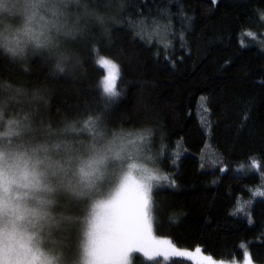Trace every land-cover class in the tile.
I'll return each mask as SVG.
<instances>
[{
  "label": "trees",
  "instance_id": "trees-1",
  "mask_svg": "<svg viewBox=\"0 0 264 264\" xmlns=\"http://www.w3.org/2000/svg\"><path fill=\"white\" fill-rule=\"evenodd\" d=\"M59 12L62 31L44 32L71 30L65 46L79 60L71 74L42 49L0 46L1 109L20 131L13 141L58 145L69 158L104 135L146 133L169 177L152 194L155 237L215 261L248 254L264 264V0H82ZM94 49L120 67L116 97L99 86ZM177 258L135 254L132 264H192Z\"/></svg>",
  "mask_w": 264,
  "mask_h": 264
},
{
  "label": "snow or ice",
  "instance_id": "snow-or-ice-1",
  "mask_svg": "<svg viewBox=\"0 0 264 264\" xmlns=\"http://www.w3.org/2000/svg\"><path fill=\"white\" fill-rule=\"evenodd\" d=\"M81 2L82 0H55V3L63 7H67L70 3L79 5ZM212 2L216 3V0H212ZM26 5L30 13V24L36 20L37 11L41 7H52L51 0H26ZM85 15L96 14L89 12L85 7ZM96 18L101 23H105L104 18L99 16ZM41 19L43 18L41 17ZM52 27L56 32L62 31V28L55 24ZM73 28L79 32L84 31L78 23L74 24ZM70 34H72L71 30L65 33V35ZM48 36L50 35H46L44 31L39 33L33 31L30 38L34 41V49L44 50L50 59L55 60L59 72H64L67 68L71 74L79 65L78 58L66 56L59 51L48 40ZM3 40L4 37L0 35V41ZM21 43L18 37L8 40L10 45L8 50L14 54H22L24 50ZM93 51L96 52L97 57L94 61L95 66L105 73L99 86L109 97L118 96L116 82L120 78L119 65L112 59L100 56L97 50ZM0 118H2V114H0ZM63 123L68 124V121L64 120ZM90 123L95 124V121H90ZM69 128H71L70 125ZM114 136L133 145L136 149V140L128 139L119 133ZM137 139L142 140L143 137L138 136ZM43 150L48 151L46 147ZM39 151V148L34 150V152ZM19 156L20 154L0 151V264H53L54 261H57L58 264L57 257L46 256L40 252L39 244L42 237L39 235V230L30 231L29 229V226L36 229V226L40 225V230H42L41 222H49L53 218L50 217L47 210L30 208L26 199L29 197L39 199L34 193L39 192L42 188L48 192H53L55 189L43 185L39 174L35 171L31 174L28 172L21 174L14 163ZM72 158L70 156L68 160L70 161ZM45 159L50 161L48 156H45ZM41 163L44 161L37 158V164ZM57 163L50 161L47 165L53 169V176L58 175ZM130 167L135 170L134 175L132 172L124 175L113 173L107 186L100 188L92 197L97 202L86 211L82 222V235L78 245L80 264H132L134 253L143 254L147 260H156L157 257L167 259L169 252L191 258V253L176 249L171 241L158 240L154 236L151 214L153 181L156 182L157 188L160 190L159 182L161 180L168 182L169 177L156 175L145 166L133 164ZM255 167L259 168V165L256 164ZM59 171H64L63 165L59 166ZM171 183L174 184V181ZM57 187H67L69 190L76 191L71 184L65 186L62 181L58 182ZM78 194L82 195L83 193L79 192ZM257 195L264 197V192H258ZM42 203H51V201L45 200ZM171 223L173 226L176 224L175 221H171ZM196 252L201 253L202 250L196 248ZM204 259L208 261V264H216L211 256L204 257ZM247 264H251L250 256L247 257Z\"/></svg>",
  "mask_w": 264,
  "mask_h": 264
},
{
  "label": "clouds",
  "instance_id": "clouds-1",
  "mask_svg": "<svg viewBox=\"0 0 264 264\" xmlns=\"http://www.w3.org/2000/svg\"><path fill=\"white\" fill-rule=\"evenodd\" d=\"M29 16L26 0H0V35L6 40L18 37L22 42L23 50L30 45L33 46L34 41L30 36L35 30L33 23H29ZM97 16L102 17L99 14L90 16L91 22L103 28L104 23H101ZM47 38L59 51L66 56H72L65 46V33L62 32L61 35L53 33ZM65 70L68 69L65 68ZM39 152L44 153V156H37V152L33 150L31 155L21 153L14 161L21 174L24 172L31 174L35 171L39 174L43 185L55 189L53 192H48L42 188L34 193L39 199L26 198L30 208L47 210L53 218L49 222H41L42 230L40 225H37L36 229L29 226V229L30 231L39 230V235L42 237L39 249L44 255L57 257L58 264H80L78 245L82 235L81 215L97 202L92 197L100 188L107 186L113 173L135 174V170L130 167L136 164L133 162L135 148L117 136L104 135L95 143L81 145L80 151L70 161L68 159L64 163L56 161L58 162L57 176H53V169L47 167L50 163L45 159L48 151L40 149ZM37 158L44 163L37 164ZM60 165H63V172L59 171ZM59 181H62L65 186L71 184L76 191L69 190L67 187H57ZM79 192L83 194L79 195ZM52 193H56L55 200L50 195ZM45 200L51 203H42ZM53 210L58 213L55 218L52 214ZM60 212H63L62 218L59 215ZM53 264H57V261Z\"/></svg>",
  "mask_w": 264,
  "mask_h": 264
},
{
  "label": "rangeland",
  "instance_id": "rangeland-1",
  "mask_svg": "<svg viewBox=\"0 0 264 264\" xmlns=\"http://www.w3.org/2000/svg\"><path fill=\"white\" fill-rule=\"evenodd\" d=\"M51 4L52 7H41L38 11H37V18L36 20L33 21V28L34 30L39 33L40 31H46V30H52L55 28L52 27V25L55 23L54 19H59L60 16V12H59V4L55 3V0H51ZM54 13H56L54 15ZM41 17L43 19H41ZM152 33L153 30L151 31ZM165 32L164 30H161L156 28V33L152 34V36L158 40H161L164 36H165ZM1 44H3V47H6L8 44V40L4 39L3 41H0ZM10 46V45H9ZM1 103H0V114H2V118H0V151H5L8 153H15L17 155L23 153V154H28L31 155L33 150L35 149H43L44 147H46L48 149V153L47 156L50 158L51 162H56L59 161L60 163H64L66 159H68L67 156H63L62 153L60 152V148L56 147V150H53L52 148H50V145H33L31 143L27 144V143H18V142H14L13 138H17V136H19L20 131L16 132L13 129V124L10 125V122L5 121L4 115L2 113V109H1ZM205 109L200 106L199 109V115L203 117H205ZM6 127L8 132L2 133V128ZM17 127V126H16ZM13 133L11 135H8L7 133ZM18 133V134H16ZM125 137H127L128 139H132V140H136L137 144H136V149H135V159L133 162H135L138 166H145L148 167L149 169H151L156 175L159 176H163L162 174L158 173V169H159V157H160V151L155 149L154 146L151 143V138L143 132H134V133H126V134H122ZM138 136H142L143 139H137ZM9 141H11V143H9ZM96 141H94L93 143H95ZM44 146V147H42ZM28 148V151H25V149ZM31 150V151H30ZM30 151V152H29ZM56 155H55V154ZM209 154V156H206V154ZM207 153H204V157L203 159H209L210 157L214 156L212 151H208ZM37 156H44V153L42 152H37L36 153ZM66 154V153H65ZM206 156V158H205ZM74 157V156H73ZM11 163V161H9ZM210 164L212 168H215L217 161L214 162L212 161V159H210ZM214 164V165H213ZM160 186L164 187L167 186L169 184L168 182H165L163 180H161L160 182ZM157 188V184L155 181H153V189H152V193H151V200H152V194L154 192V190ZM52 196V198L55 200L56 198V193H52L50 194ZM53 217L55 218L58 213L53 210ZM240 215H246L245 213H242L241 211H239ZM60 217H63V212L59 213ZM155 236V235H154ZM158 240H164V239H160L158 237H155ZM176 249L180 250V251H186L191 253V258L188 257H183V256H179V255H175L171 252H169L167 259H164L163 257H157L156 260H149V261H162L163 263H167V262H171L173 259H178L182 258V259H186L189 262H191L192 264H208V261H206L204 259L205 256L202 252L201 253H197L196 250L195 251H191V250H185V249H180L177 248L175 246ZM135 254H141V253H134L133 257L135 256ZM143 255V254H141ZM249 255L246 254L244 256V258L242 260H227V261H215L216 264H247V257ZM133 261V258H132ZM251 264H256L254 262L251 261Z\"/></svg>",
  "mask_w": 264,
  "mask_h": 264
}]
</instances>
